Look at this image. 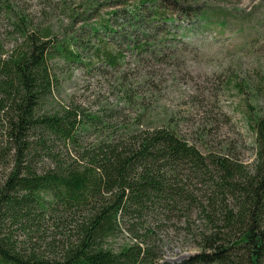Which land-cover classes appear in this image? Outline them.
<instances>
[{"label": "trees", "instance_id": "trees-1", "mask_svg": "<svg viewBox=\"0 0 264 264\" xmlns=\"http://www.w3.org/2000/svg\"><path fill=\"white\" fill-rule=\"evenodd\" d=\"M169 2L181 5L108 0L107 18L87 24L94 5L86 0L71 22L82 21L83 36L70 28L57 38L15 16L20 42L9 52L0 44V161L7 168L0 176V264H163L149 228L117 250L107 241L120 218L142 226L147 215L191 206L208 233L187 264H264V105L251 119V170L229 154L201 153L168 115L147 121L154 109L139 91L146 77L127 84L122 73L116 80L122 104L101 113L44 110L56 81L52 59L81 64L85 54L86 67L116 72L122 45L140 61L159 57L177 37L164 30L174 22ZM126 111L135 114L131 125L124 124ZM47 227L58 234L45 237Z\"/></svg>", "mask_w": 264, "mask_h": 264}, {"label": "rangeland", "instance_id": "rangeland-1", "mask_svg": "<svg viewBox=\"0 0 264 264\" xmlns=\"http://www.w3.org/2000/svg\"><path fill=\"white\" fill-rule=\"evenodd\" d=\"M85 1L0 0V44L4 52L20 42L11 24L19 13L26 17L31 29L41 32L48 28L60 38L72 28L81 36L82 21L71 22L72 17L83 14ZM91 1L94 14L87 24L107 18L113 10L108 0ZM178 1L181 5L166 4L173 8L174 22L164 28L175 34L176 40L169 39L155 59L140 61L123 45L124 61L116 72L106 66L86 67L85 54L81 55V64L52 59L49 67L56 81L44 110L77 107L86 113H101L122 104L116 81L122 73L127 84L146 77L139 91L149 108L154 109L147 121L168 115L175 121L177 133L201 153L229 154L251 170L256 154L251 119L257 106L264 105V0ZM194 10L202 11L203 18L195 17ZM134 115L123 113L124 124L131 125ZM2 162L1 177L7 171ZM188 182L196 191L194 182ZM196 195L200 199L199 193ZM200 217L191 206L174 213L157 211L147 215L142 226L120 218L117 231L106 245L117 250L134 242V235L142 236L145 227L160 241L161 263L187 264L201 253L200 235L208 233ZM47 229L45 237L58 234Z\"/></svg>", "mask_w": 264, "mask_h": 264}]
</instances>
